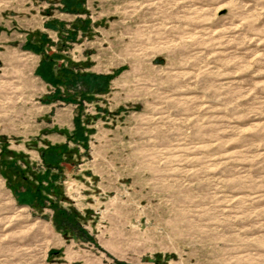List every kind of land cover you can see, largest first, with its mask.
Listing matches in <instances>:
<instances>
[{
  "label": "rangeland",
  "instance_id": "obj_1",
  "mask_svg": "<svg viewBox=\"0 0 264 264\" xmlns=\"http://www.w3.org/2000/svg\"><path fill=\"white\" fill-rule=\"evenodd\" d=\"M56 143L88 237L0 172V264H264V0H0V152Z\"/></svg>",
  "mask_w": 264,
  "mask_h": 264
},
{
  "label": "trees",
  "instance_id": "obj_2",
  "mask_svg": "<svg viewBox=\"0 0 264 264\" xmlns=\"http://www.w3.org/2000/svg\"><path fill=\"white\" fill-rule=\"evenodd\" d=\"M40 48V47H39ZM44 56H46L44 54ZM50 58L51 56L48 55ZM65 74V73H64ZM73 75V74H72ZM80 117L75 120V128L72 132V137L76 138L79 135L82 127L80 125ZM5 147V146H3ZM4 150V148H3ZM9 152H14L7 149ZM43 162L46 169H33L30 164L22 166L17 163V153L13 159H7L5 154L0 152V172L6 178L7 183L13 191L19 195L20 200L23 201V193L29 194V201L31 206L42 209L49 200V206L52 208V221L57 229L63 233H79L83 237H88L82 222L85 221L83 216L78 210L71 205H63L60 200H64V188L61 183L63 178V169L61 162L66 161L75 163L72 157L75 149L69 150L65 143L48 144L46 148L41 149ZM54 168V169H53ZM46 181V183H44ZM51 192V199L46 197V193ZM122 264V262L119 261Z\"/></svg>",
  "mask_w": 264,
  "mask_h": 264
}]
</instances>
